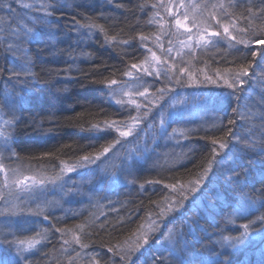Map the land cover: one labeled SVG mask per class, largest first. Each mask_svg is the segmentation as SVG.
Instances as JSON below:
<instances>
[{
	"label": "trees",
	"instance_id": "obj_1",
	"mask_svg": "<svg viewBox=\"0 0 264 264\" xmlns=\"http://www.w3.org/2000/svg\"><path fill=\"white\" fill-rule=\"evenodd\" d=\"M9 3L11 11L7 8ZM52 3L54 0H0V73L6 62H18L23 70L27 64L34 92V95L25 96L30 105L13 110L9 120L3 116L6 109L0 106V118L6 122L0 129V136L10 142L13 151L22 156L26 164L40 161L56 165L63 159L74 161V158L123 143L119 152H113V147L98 162L109 168L105 179L110 188L123 190L124 194L118 201V209L104 222L89 223L86 219L77 225L74 217L67 213L61 216L41 214L40 228H51L53 236L48 240L44 236L42 247L33 253L32 259L22 260L20 264H122L119 259L139 264L141 256L146 258L143 264H213L214 253L220 249L211 243L215 236L203 234L206 227H213L209 226V220L213 219L214 226H219L217 229L223 228L225 236L231 231L229 229L236 227L226 215L233 214L246 196L255 199L264 193V165L258 162L262 153L259 148L240 150L244 143L253 140L259 143L264 134V64L261 63L264 44L255 42L264 41V16L259 14L264 0H196V7L190 13L202 22L210 21L212 29L221 36L208 45H195L190 51L186 50L173 61L177 64L176 73L169 69L161 78L138 76L135 86L124 73H133V64H146L149 59L146 46L151 43V47L164 53L161 46L170 45L169 41L175 39L173 31L165 33L158 24L161 0H60L56 9L41 7ZM230 3L235 6H229ZM26 4L32 7H25ZM249 9L256 15L250 16ZM45 11L53 15L48 22H37ZM209 14L215 16L220 25L208 19ZM77 22L99 27L76 28ZM224 25L229 27L236 41L223 33ZM26 27L34 28L30 42L21 43V50L14 54L6 51L9 45L16 47L18 40L27 39ZM241 39L252 42L237 43ZM179 59L188 62L186 73L179 71L184 65L177 63ZM243 68L249 71L246 83L235 96H230L233 90L219 76L231 81L233 74ZM187 73H191L198 87H203L204 90L199 87L203 93L186 96L188 107L180 109V115L168 121L166 138L154 132L153 137L146 136L148 143L136 142L147 153L136 151L140 159L130 153V146H125L129 139L120 137L115 129L105 133L89 131L94 125L104 127V122L113 121L120 131H125L138 117L136 115L143 114V108L132 103L137 95L133 88L145 86L153 92L152 89L161 90L167 83L174 87L188 86L192 79ZM205 76L216 83L205 80ZM113 79L117 84L106 86ZM177 80L180 83H176ZM121 87L129 91L118 94ZM159 101L160 97L155 102ZM232 108L237 112L233 113ZM146 119L150 120L148 127L155 126L153 130L156 131L154 121L158 118L148 116ZM229 120L234 123L230 125ZM230 129L239 140L228 135ZM117 139L120 140L118 144ZM168 140L174 146L171 153L165 151ZM213 140L229 144L226 149L216 145L215 151L227 156L230 162L220 170L214 167L202 179L203 168L213 151ZM157 151L161 152L157 154ZM250 161L257 162L250 165ZM235 173H241L239 181L232 178ZM196 180H201L197 191L186 193L182 207L173 205L180 207V211L166 213V219L158 217L161 209L166 210L173 201L180 199L179 193H174L168 185L179 183L188 188ZM150 181L155 183H148ZM195 195H198L196 203L200 208L192 211L191 199ZM209 203L215 206L205 207ZM153 220L159 227L150 235L148 245L139 251H130L142 243L137 236L147 231ZM33 221L23 223L31 225ZM7 233L1 228L0 238L7 237ZM19 236L26 238L20 233ZM165 238H173V246L167 245ZM6 253L3 257L7 259L10 255ZM262 253L264 240L256 239L237 250L234 264H258V260L264 259ZM131 255L133 259L129 260ZM162 257L167 260L163 261Z\"/></svg>",
	"mask_w": 264,
	"mask_h": 264
},
{
	"label": "bare ground",
	"instance_id": "obj_2",
	"mask_svg": "<svg viewBox=\"0 0 264 264\" xmlns=\"http://www.w3.org/2000/svg\"><path fill=\"white\" fill-rule=\"evenodd\" d=\"M163 3L165 6L169 4V0H163ZM174 7L177 9L175 2L173 1ZM167 13V11H166ZM172 19V20H171ZM170 21H174V18L171 17ZM92 37V36H91ZM156 37V36H155ZM151 43L146 46V50H149V58L152 60V53H155V56L157 59H161L162 61L165 60L164 55L165 53H161L158 51V49H155L151 47ZM153 61V60H152ZM154 62V61H153ZM7 64L4 66L2 72L0 73V106H5V103H11L12 101H17L16 104L18 107H25L29 106V102L27 103V99L25 96L28 95H34V92L31 89V76H26L25 70H23L21 67H19V63H12L6 62ZM162 64V63H161ZM143 65V64H142ZM177 66V65H176ZM138 68V67H137ZM137 68L130 76L131 82L137 81L136 79H133V76L138 72ZM148 68V67H147ZM13 69L16 73H18L21 76L13 75ZM166 70H161L160 74L157 75L155 72L153 76L157 78H161L163 72ZM153 76L145 75L143 78H152ZM28 81L25 83V81ZM30 81V83H29ZM169 83H167L164 87H161L160 89L163 90H156L152 89L153 92H150L151 94L156 93L160 96V103L157 105L159 107L162 105L165 101L168 100V96H165L164 100L161 98L162 93H165L167 91L175 92L176 89H180L182 87H174L175 90H171L172 88H168ZM132 85V84H131ZM135 86V84H134ZM193 90L191 94H200V89L204 90L201 85L199 87L197 85L190 86ZM166 87V88H165ZM147 88V87H145ZM134 92L136 91L140 92L142 90H145L144 88L138 87L133 88ZM149 90V88H147ZM124 91H129L127 88L121 87L118 89L117 93L122 94ZM191 92V91H188ZM181 95L183 97H181ZM185 93L179 92L176 97V101L178 102L180 99L181 101L185 100L183 103V108H187V99ZM118 99L119 97L116 96ZM25 104V106H24ZM4 108V107H3ZM181 108V110L183 109ZM6 109V108H5ZM184 109V110H185ZM188 113V112H187ZM142 114V113H141ZM180 115L178 112L175 113L173 116H170L167 120L168 121L173 118L175 115ZM136 115V114H135ZM3 116L6 120H9L10 117L12 118V113L8 114L7 111L4 110ZM137 116V115H136ZM136 118L132 121L134 122ZM131 122V123H132ZM129 124V126L131 125ZM166 123V124H167ZM129 128V127H128ZM128 128H125L127 131ZM150 128V127H149ZM155 129V126L153 127ZM155 132V130H154ZM154 132L149 133L147 131V134L144 136L142 133H137L135 135H131L129 137H126L129 140H126L125 146H130L129 150L130 153L135 155V158L140 159V156L136 155V151H142L144 155L147 153L144 152L141 148V145L136 143L137 141H145L147 142L146 136L153 137ZM47 134V133H46ZM162 136V135H160ZM164 138H166L165 135H163ZM44 137V136H43ZM148 143V142H147ZM122 143H120L117 147L115 146L114 152H119V150L122 148ZM77 157L74 158L76 160L74 161H66L63 159V162L59 164V162L56 165H49L46 163H41L38 161L36 164L34 161L32 163H25L22 156H20L16 151H13L12 145L9 141L4 139V136H0V160L3 162V167L5 170H2L0 172V223L5 221L12 217V216H23L25 213H33L34 216H61L64 213H67L68 216H73L74 220L77 222L76 224H80L82 221L84 222L86 219L89 223H92L95 221L98 222H104L106 220L110 219V216H113V211L118 209V206L120 205L118 201H120L121 197L123 196V190H112L110 188V183L105 179V174L108 173V166L106 164H103L101 162L96 161L95 164H91L88 166L79 167L77 171L74 172H66L63 169L66 167H74L77 166L79 159L81 158ZM130 157V156H129ZM131 158V157H130ZM132 159V158H131ZM28 161V160H27ZM37 161V160H36ZM139 162H143V160H140ZM126 165V163H124ZM2 166V165H1ZM99 166V167H97ZM127 166V165H126ZM31 168V170H29ZM120 168V166H118ZM7 182H5V180ZM11 179L10 182H8ZM35 181L36 183H33ZM44 181L43 185H41L39 182ZM37 184V185H34ZM34 185V186H32ZM34 187H40V192L36 193L34 195L32 193V190ZM123 189V188H121ZM112 195V196H111ZM33 197L35 199L34 203H31L27 200V197ZM196 197V195L194 196ZM198 197V195H197ZM12 199L16 202L17 208L21 209L20 211H14L12 210L13 207L7 204V200ZM197 201V200H196ZM191 202H193V199H191ZM242 202H245L243 200ZM45 211V212H44ZM264 214V209H261L260 212L255 213V215L251 213H246V218H237L233 214L229 213L226 215V218H228V221L230 223H235L236 227L231 228L227 231L225 236H238L240 231H243L242 225L248 223L250 220L256 219V216ZM4 216H7L4 218ZM241 219H245L244 222ZM45 221L46 218H44ZM30 225V223H28ZM28 224H24L23 222L16 226L17 229H23ZM28 225V226H29ZM35 225L39 228V230L42 232L41 235L38 237L39 243L35 245L34 248L28 249V242L29 238L27 237V233H20L23 236H26L27 238H24L22 236H19V233H16L14 235L9 234V237L0 238V257H3V254L6 253L10 255L8 245L6 241H23L24 243L20 245V247L27 249V252L24 254L27 259L26 262L30 261L33 257V253H35L37 250H39L42 247V244L44 241L43 237L45 236L46 240L50 239L52 235V229H41L39 226V223H35ZM213 219L209 220V226L213 227H206L207 229L203 230V234L205 236H215V239H219V234L217 235V227L218 225L214 226ZM259 228V225L256 226ZM1 229V228H0ZM4 229L9 231V226L7 225ZM78 230V228H76ZM238 229V231L236 230ZM65 235V234H63ZM60 239V236L58 237ZM173 238L164 239L165 243L169 246H173ZM33 241V240H32ZM43 249V248H42ZM239 250V249H238ZM233 252V255L231 256V259L233 260V264L235 262V257L237 255V250H229ZM12 253V259L15 260V246L11 249ZM124 257H128L126 255H123ZM141 261L139 264L145 263V259L143 256H141ZM129 260L133 259V256L131 255V258H128ZM215 259V258H214ZM23 260V259H22ZM21 260V261H22ZM127 259H119L118 261L122 264H128L126 263ZM24 261V260H23ZM135 261V260H134ZM260 260H258V264H260ZM134 262H132L133 264ZM248 263H251L248 259Z\"/></svg>",
	"mask_w": 264,
	"mask_h": 264
},
{
	"label": "snow or ice",
	"instance_id": "obj_3",
	"mask_svg": "<svg viewBox=\"0 0 264 264\" xmlns=\"http://www.w3.org/2000/svg\"><path fill=\"white\" fill-rule=\"evenodd\" d=\"M17 2H19V0H17ZM25 7H32V5H24ZM60 6V0H54V3L50 4V5H42V8H52V9H56ZM207 5H205L206 7ZM229 6H235L234 4H231ZM161 7H164L166 11L170 12V14L173 16L174 18V22H175V28L177 31H179L180 29H185L184 34L187 36L188 41L192 40V36H193V32L191 28H187L186 24L184 23V21H187L189 18V9L190 8H194L196 7V5H186L184 0H179L178 4H176V7L179 8L180 13L179 15H177V13L175 12H171V5L165 6L163 3V0H161ZM221 8L224 7V5H220ZM7 8L9 11H11V4L9 3L7 5ZM249 11V15L250 16H255V13H252L251 9L248 10ZM259 14L261 16H264V8L260 9ZM53 15V12H48L45 11L43 16L38 17L37 18V22H48V18L50 16ZM181 17L183 19H181ZM208 19L215 21V23L217 25H220V21L217 20L215 18V16H213L212 14H209ZM194 24H197V21L194 19L192 21ZM74 27L76 28H87L89 30L93 29V28H97L99 27L98 25H80L78 22L74 25ZM240 31H246L244 29H241ZM223 33L228 35L230 37L231 41H236V37L235 36H231L230 32H229V27L227 25L223 26ZM34 34V28H25V37L27 39L20 41H17V45L16 47H13L12 45H9L8 48L6 49V51H8L9 53L14 54L16 51H20V44L21 43H28L30 42V39L32 37V35ZM13 35H15V32H13ZM197 35H198V40L199 41H203L204 40V36L203 34L199 33V25L197 24ZM213 37H220L221 33L220 32H212L210 34ZM141 40L144 39V37L140 38ZM251 40H244L241 39L239 41H237V43L239 44H249L251 43ZM258 44H264V41L261 40H256L255 41ZM187 46V45H185ZM166 53L171 52V49H166L165 50ZM152 60L156 61L157 57L155 56V53H152ZM261 63L264 64V56L261 57ZM138 66L136 64L131 65L132 69H136ZM25 74L26 76L30 75V68L28 67V65H25ZM182 73H186L187 70L186 69H180L179 70ZM144 72L146 75L148 76H152L153 73L148 72V70L145 68ZM13 74L14 75H19L18 73L15 72V70L13 69ZM131 72H125L124 75L126 76H131ZM189 79H192V75L191 73H187ZM157 75H159V73H157ZM165 75L167 76V73H165ZM219 76V74H217ZM249 76V71L248 68H243L241 71L236 72L233 74V79L231 81L225 79L223 76H219V79L223 81L224 84H226L228 86V88L232 89L233 91L229 93L230 96H235V94L239 91H241L243 89V85L246 83L245 78ZM139 79V77H138ZM205 80L210 81L212 83H216V81H212L211 77H207L205 76ZM28 81L26 80L25 83H27ZM176 83H180L179 80L176 81ZM117 81L115 79L110 80L108 82V85L106 86H110V85H116ZM140 96H144L145 92H140L139 93ZM236 99L238 100L239 97L237 96ZM116 103L118 105L122 104L121 101H116ZM132 103H135V101H132ZM233 113L237 112L236 108H232L231 109ZM169 115V113H168ZM161 123H163V120L161 121ZM228 123L231 125L234 123V121L229 120ZM115 129L117 132H119L120 137H128L132 135V130H131V126H129L127 131H120V129L118 127H116V122H104V127H100L99 125H94L92 127V129H89V131H94V132H99V133H105L108 131H111ZM229 136H232L234 140H239V137H237L235 135V133H233L231 131V129L229 130L228 133ZM116 143H120V140L117 139ZM216 145L219 146L220 149H226L229 147V144L227 142H222L220 140H213L212 141V148L213 151L210 153V158L207 161L206 166L203 168V178H206L208 173L213 171V168L215 167L217 170L223 169L230 161L228 159L227 156H221L219 154L218 151H215ZM115 147V144L111 145L110 147H104L102 152L99 153H95L92 155H86L80 158V160L78 161L77 166L74 167H66L63 170L66 172H74L77 171L79 167H83V166H88L91 164H95L96 161L100 160V158L102 156L106 157V154L109 153L111 151V148ZM257 148H259L260 152L262 153L261 159L258 161L259 163H261L262 165H264V134H262V138L260 140L259 143H257V141L253 140L250 143H244L243 148H241V151H249V150H256ZM257 161H250L249 164H253L256 163ZM99 167V166H97ZM2 170V169H0ZM245 174H246V169L244 170ZM233 179H236L237 181L240 180L241 178V173H235L234 176L232 177ZM33 183H36L35 181H33ZM41 185H43L44 181H40L39 182ZM148 183H155V182H148ZM201 184V180H196L195 182H193V186L192 187H188L186 188L183 184H171L168 185L169 188L173 189L174 193L178 192L179 193V197L180 199L177 201H173L172 205H169L168 208L165 209H161L160 212L157 214L158 217L162 218V219H166V213H171L174 211H180V207H174L173 205H180L182 207V201L187 199V192H196L198 187ZM207 191V189L205 190ZM213 191H215V189H213ZM168 199V198H166ZM199 199L197 197H193V209L192 211H195L196 209L200 208V204L196 203V200ZM217 199H219V193H217ZM208 206H212L214 207V204H205V207ZM261 209H264V193L261 194L260 197L253 199L252 197H245V202L243 204H239L233 212V215L237 218H246L245 214L246 213H251L253 215H255V213L260 212ZM196 221L193 219V223H195ZM259 225V228H257L256 226ZM158 222L156 220L152 221V225L149 227V229L147 231H142L138 236H137V240L138 241H142V243H138L135 249H131L130 251H139L141 248H143L145 245H148L149 243V237L150 235H154L156 231H158ZM189 227H191V225H189ZM243 231L240 232V234L238 236H224L223 235V228H218L217 229V233L219 234V239H213L211 241V243L213 245H216L219 247L220 251H216L214 253L215 259L213 261V264H233V260L231 259V256L233 255L231 250H238L240 247H245L248 246L250 244L253 243V241H255L256 239H261L264 240V214L258 215L256 216V219L254 220H250L248 223L243 224L242 225ZM77 243H79V239L77 238ZM7 245H8V249L10 252V256L9 258H4V257H0V264H20V261L23 259L24 261H26L27 257L24 255L27 252V249L20 247L21 244H23V241H6ZM39 241L38 240H33V241H29L28 242V249L34 248L36 244H38ZM15 246V260H13L12 257V253H11V249ZM81 247H87L86 245H81ZM119 254V253H117ZM172 253H169V255H171ZM262 256H264V253H262ZM163 261L167 260V257H162L161 258ZM260 264H264V259L261 260Z\"/></svg>",
	"mask_w": 264,
	"mask_h": 264
},
{
	"label": "rangeland",
	"instance_id": "obj_4",
	"mask_svg": "<svg viewBox=\"0 0 264 264\" xmlns=\"http://www.w3.org/2000/svg\"><path fill=\"white\" fill-rule=\"evenodd\" d=\"M173 1L175 2V4H178L179 0H169V4L171 5V12H175L177 13V15H179L180 10L179 8H175L173 5ZM186 5H195L196 0H184ZM167 5V6H168ZM195 8V7H194ZM194 8H190L189 9V18L187 21H184V23L186 24L187 28H191L192 32H193V36H192V40L188 41L187 36L184 34L185 29H180L179 31L176 30L175 28V22L174 21H170L169 19H171V17H173L170 12L167 11L164 7H162V11L160 13V15L158 16V24L164 29L165 33L169 32V31H173L175 33L174 35V42L173 41H169L171 44L168 46H161L162 48H164V58L165 60H161V59H157L156 61H152L150 58L148 59V61L146 62V64L138 66L137 68V73L135 74V76H133V79L138 76H145V72L144 69L146 68L148 70V72L152 73V70H154V72L157 74L161 72V70H169L172 69V71L174 73H176V65L173 61H176L178 59V57L183 56L185 54V51L188 50L190 51L191 48H193V46L197 45V46H201V45H208L211 43V41H213V39L215 37L211 36L210 34L212 32H218V31H214L212 29V23L209 21H204L202 22L201 20H199V18L194 17L190 11ZM181 19H183L181 17ZM196 20L197 22L201 23L202 25H206V26H201V24L199 25V33L203 34L204 36V40L203 41H199L198 40V35H197V24H194L192 21ZM172 20V19H171ZM187 45V46H185ZM167 47V48H166ZM166 49H171V52L166 53L165 50ZM178 62H182L183 65V69L189 70L188 67V62L186 61H182V60H178ZM162 63V64H161ZM148 67V68H147ZM151 68V69H149ZM172 72V73H173ZM153 76V75H152ZM193 82V83H191ZM190 82V86L196 85L197 82L195 79H192V81ZM132 85H136V82H132ZM171 83L168 84V88H172V84ZM136 88H138V85L136 86ZM145 90H142L140 92H145L144 96H140L138 91H136L137 95L136 98H138V100L136 98L133 99V97H130V99H133L132 101H135V105L139 106L140 109L143 108L142 115H137L138 117L136 118V120L134 122L131 123V130H132V135H135L137 133H142L144 136L147 134V131L154 132L153 129H151V127L149 128V123L150 120H147L146 118H148V116H152V117H157L158 119H156L154 122L157 123L156 125V133L157 136L160 135H165V129H166V123L167 120L170 116H173L175 113H177L181 108H183V101H181L180 99H178V102H175L177 99L175 97V95H177V93L179 94V92L181 93H185L186 95H189L190 93L193 92V90H191L192 88L189 86H184L180 89H176L177 91L175 92H171L167 91L165 93H162V99L164 100L165 96H168V100L165 101L162 105H160L159 107H157V105L159 103L155 102L159 99V94L153 93L151 94L150 91L145 88ZM191 91V92H188ZM203 92H200V95ZM128 95V94H127ZM154 95H158L159 97H155ZM17 101H12L11 103H5V106H3L4 108H6V111L8 114H11L12 112L16 111L18 106L16 104ZM140 109L139 112H140ZM14 110V111H13ZM169 113V115H168ZM14 114V113H12ZM146 115V116H145ZM163 120V123H161V121ZM152 121V120H151ZM6 126V122L4 120H2L0 118V129ZM129 137V136H128ZM169 141V140H168ZM122 146H124V144L122 143ZM174 149V146H172L171 142H167L166 146H165V151H168L169 153L172 152V150ZM114 152V151H113ZM112 152V153H113ZM159 152L161 151H157V154H159ZM2 165V166H1ZM0 169L5 170V168L3 167V162H1L0 160ZM2 170H0V172H2ZM29 170H31V168H29ZM5 180V179H4ZM11 179L8 181L10 182ZM5 182H7L5 180ZM37 185V184H34ZM32 185V186H34ZM40 192V187H34L32 190V193L34 195H36V193ZM27 200L31 203L35 202V199L33 197L28 196ZM7 204H9L10 206L13 207L12 210L14 211H20L21 209L17 208V204L15 201H13L12 199H8L7 200ZM45 212V211H44ZM7 216H4V218ZM41 217L40 216H34L33 213H25L23 216H12L10 218H8L6 220L7 223H5V221L0 223V228H5L7 225L9 226V231L6 235L9 234H16V233H27L28 234V238L29 241L32 240H37L34 236L35 234H37L36 236H39L42 234V232L39 230V228L35 225V223H39L40 222ZM30 220H34L33 223L29 226H25L23 229H17V225L22 222H28ZM26 237V238H27Z\"/></svg>",
	"mask_w": 264,
	"mask_h": 264
}]
</instances>
